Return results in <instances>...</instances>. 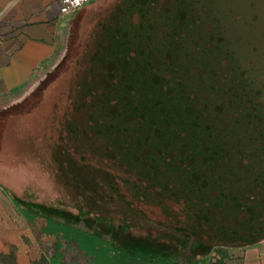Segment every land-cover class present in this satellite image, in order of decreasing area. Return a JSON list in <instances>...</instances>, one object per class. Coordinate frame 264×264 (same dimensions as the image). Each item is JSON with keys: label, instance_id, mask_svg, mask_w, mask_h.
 I'll list each match as a JSON object with an SVG mask.
<instances>
[{"label": "water", "instance_id": "95a60500", "mask_svg": "<svg viewBox=\"0 0 264 264\" xmlns=\"http://www.w3.org/2000/svg\"><path fill=\"white\" fill-rule=\"evenodd\" d=\"M151 1L184 11L190 33L200 27L207 30L202 32L204 39L193 34L184 36L187 43L177 54L185 61L193 60L194 53L197 54L210 75L208 87L217 90H212L203 109L193 111L198 117L181 125L183 135L170 144L169 150L145 157L153 159V163L149 160L129 163L110 156L96 162L98 169L91 177L94 180L83 181L79 173L84 170L76 160L81 159V154L73 147L79 139L94 137L82 129L89 110L96 114L104 106L101 99H108V106L118 103L136 115L146 110L155 94L148 87V78L153 73L155 78L174 72L172 63L160 65L162 68L157 72L143 66L144 83L130 84L125 80L121 84L125 71L120 66L126 62L118 49L126 44L118 32L128 31L132 23L136 26V19L145 28L148 16L143 12L155 10L149 8ZM72 24L68 26L69 32ZM75 27L78 35L81 21ZM69 32L60 59L64 56L69 59L76 53L77 37L74 35L69 48ZM90 32H93L90 39L95 37L94 49L89 53L86 76L78 81L82 83L79 88L84 90L77 102L83 104L65 117L63 139L58 146L62 153L60 160L73 169L75 181L95 203L126 207L129 214L156 206L161 210L164 220L160 221L165 227L138 235L131 231L128 220L115 225L91 210L70 211L83 216L81 221L87 218L92 229L99 233L107 234L111 226L117 231L116 238L122 235L123 239L155 240L164 243L168 252L181 247L190 257L197 250L248 245L264 239V0H118L111 13L95 20ZM108 94L114 96L107 97ZM159 117V130L170 131L168 120L160 112ZM167 142L170 143L169 139ZM22 199L57 207L31 197ZM32 208L39 210L33 204Z\"/></svg>", "mask_w": 264, "mask_h": 264}, {"label": "rangeland", "instance_id": "374dc122", "mask_svg": "<svg viewBox=\"0 0 264 264\" xmlns=\"http://www.w3.org/2000/svg\"><path fill=\"white\" fill-rule=\"evenodd\" d=\"M117 1L95 0L76 12L70 20L73 22L70 32L68 29L69 48L74 35L77 37L74 57L60 59L63 47L55 63L26 87L0 101V261L5 264H15L16 252L22 246L35 247L40 264L52 261L54 264H189L182 260V249L162 254L127 248L107 234L86 231L82 223L77 227L83 230L70 228L66 222L58 225L56 222L61 221L58 216L53 217L56 222L46 223L44 219L32 222L3 188L22 198L31 197L74 212L91 210L115 225L128 220L131 231L138 235L165 227L160 221L164 220L161 210L156 206L129 214L126 207L106 206L98 201L96 205L75 181L73 169L60 160L62 153L58 146L63 139L65 117L83 104L77 102L84 90L79 88L82 83L78 81L85 78L89 53L94 49L91 28L97 18L114 10ZM80 21L77 35L75 25ZM33 230L35 240L27 234ZM243 246L246 245L216 246L208 256L197 258L201 262L206 259V264H242L240 247Z\"/></svg>", "mask_w": 264, "mask_h": 264}, {"label": "trees", "instance_id": "16d2710c", "mask_svg": "<svg viewBox=\"0 0 264 264\" xmlns=\"http://www.w3.org/2000/svg\"><path fill=\"white\" fill-rule=\"evenodd\" d=\"M140 1L143 2L144 0ZM149 8H155V10L143 12L144 15L148 16L145 28L136 19L134 23L136 26L132 23L128 31L121 30L118 32L123 35L122 39L126 44L121 49H118L126 62L120 66L125 71L124 80H122L121 84L125 80L130 84L137 82L140 85L144 83L145 81L142 82L145 69L143 66L151 68L148 69L149 71L155 68V72H157V70L162 68L160 65L172 63L175 64L172 65L174 72L170 76L155 78L153 73L148 78L150 80L148 87L150 85L155 90V94L153 98H150L149 106H145L146 110L144 109L136 115L118 103L116 105L112 104V107L108 106V99H104V101L101 99L100 104L103 103L104 106L96 114L89 110L88 117L85 116L82 129L85 134H92L94 137L89 140H86L88 136L84 139H79L78 144L74 143L75 147H73L81 154V159L76 158V160L78 167L85 172L79 173L82 174L81 178L83 181L94 180L91 177H94L93 174L98 169L96 162L99 159L109 158L110 156L118 157L121 161H128L129 163H136L134 160H139L140 163L149 160L153 163V159H148L152 158L151 154L157 151L169 150L170 144L177 142L176 138L183 135V127L181 125H184L186 121H191V118L195 119L198 117L195 112L203 109L212 96V90H217L208 87L209 84L211 85L210 75L206 74L205 68L197 54L194 53V59L191 61H185L177 54V51L187 43L183 39L184 36L187 35V38L193 34L196 35V38L201 37L204 39L202 32L207 30L204 27H200L199 31L195 28L194 33H190L189 30L191 28L186 26L188 21L183 13L184 11H178L172 6L154 5L153 1H151ZM116 31L113 30V34ZM130 31L131 33H129ZM153 33L155 34L154 36H152ZM147 41L151 43H147ZM190 43L193 44L192 41ZM122 44L124 45V43ZM116 77V79H119L117 74ZM111 80L112 77H110ZM144 93H147V90H144ZM149 93L150 90H148ZM112 96L110 94L107 95V97ZM111 103H114V101ZM90 108L92 107L90 106ZM159 112L165 120H168L166 122L170 131L168 128L163 133L159 130ZM180 120L183 121L180 123ZM167 139H169L170 143L167 142ZM148 154L149 157L145 158ZM141 155L145 156L142 157ZM77 162L74 163V167ZM3 188L10 194L18 208L30 217L32 222L37 218L44 219L46 223L50 221L56 222L53 217L58 216L61 218L60 222H56L58 225H64V222H66L69 227H75V230H83L77 227L79 223H82L86 227V231L97 232L89 225L87 218L81 221L83 217L81 215L70 210L46 206L38 202L25 201L19 196L12 194L6 187ZM32 204L38 207L39 210L33 209ZM108 229L110 232H107V235L112 236L122 246H131L135 249L145 250L148 253L162 254L182 249L181 247L172 248L168 252L165 250L166 245L164 243L159 244L155 240L143 237L123 239L122 235H118L116 238L115 233L117 231L111 226H108ZM213 248L197 250L195 252L196 255L192 258L182 249V260L190 264V261L195 259V262H191V264H206V259L201 262L196 257L198 255L202 257L208 256Z\"/></svg>", "mask_w": 264, "mask_h": 264}, {"label": "crops", "instance_id": "0c3cea01", "mask_svg": "<svg viewBox=\"0 0 264 264\" xmlns=\"http://www.w3.org/2000/svg\"><path fill=\"white\" fill-rule=\"evenodd\" d=\"M60 2L0 0V101L55 63L65 46L71 20L60 13ZM34 232L27 233L32 240ZM39 256L35 247L22 246L16 252L15 264H40ZM240 256L242 264H264V239L240 247Z\"/></svg>", "mask_w": 264, "mask_h": 264}, {"label": "built area", "instance_id": "2783aa9c", "mask_svg": "<svg viewBox=\"0 0 264 264\" xmlns=\"http://www.w3.org/2000/svg\"><path fill=\"white\" fill-rule=\"evenodd\" d=\"M93 0H61L60 13L72 17L78 10Z\"/></svg>", "mask_w": 264, "mask_h": 264}, {"label": "flooded vegetation", "instance_id": "af4514ba", "mask_svg": "<svg viewBox=\"0 0 264 264\" xmlns=\"http://www.w3.org/2000/svg\"><path fill=\"white\" fill-rule=\"evenodd\" d=\"M37 219H38V218H37ZM37 219H36V222L38 221ZM43 225H45V224H43ZM102 234H103V233H102ZM125 247L128 248L129 246H125ZM191 258H192V257H191ZM196 258H197V257H196ZM191 262H195V259H192V260L190 261V263H191Z\"/></svg>", "mask_w": 264, "mask_h": 264}]
</instances>
